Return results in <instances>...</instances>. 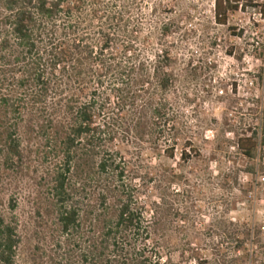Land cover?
<instances>
[{"label":"trees","instance_id":"obj_1","mask_svg":"<svg viewBox=\"0 0 264 264\" xmlns=\"http://www.w3.org/2000/svg\"><path fill=\"white\" fill-rule=\"evenodd\" d=\"M213 5L218 24L248 9L264 19L258 0ZM145 6L146 0H0V156L4 164L20 166L21 132L34 133L44 155L57 159L48 250L34 252L39 264H183L162 255L163 209L156 205L146 223L144 207L133 204L121 185L130 163L123 146L146 142L158 150L167 144L162 153L168 158L176 146L165 97L174 85L175 59L161 45L172 24L155 21L150 27ZM258 79L264 86V65ZM185 146L183 162L199 156L190 142ZM235 147L248 161L257 159L259 168L251 174L264 172V117ZM91 173L99 202L83 206L78 190ZM224 230L209 244L210 255L189 246L181 258L186 254L193 264H264L258 260L264 225L229 221ZM19 244L15 225L0 213V264H16Z\"/></svg>","mask_w":264,"mask_h":264},{"label":"rangeland","instance_id":"obj_2","mask_svg":"<svg viewBox=\"0 0 264 264\" xmlns=\"http://www.w3.org/2000/svg\"><path fill=\"white\" fill-rule=\"evenodd\" d=\"M213 4L214 0H146L150 27L155 21L172 24V34L161 45L175 59L174 85L165 97L173 114L176 146L172 158L162 153L167 144L152 150L139 142L122 150L130 162L121 184L124 193L144 207L146 223L156 205L163 209L161 252L173 263L193 264L186 254L180 256L189 246L210 255L209 244L218 240L229 221L264 225V172L251 174L252 168H259L257 159L248 161L235 147L237 138L264 117V86L258 79L264 65V19L258 10L248 9L229 13L226 23L218 24ZM156 37H150V45ZM19 136L20 166H8L0 156V213L13 222L20 237L16 264H39L34 252L36 247L48 250L57 159L44 155L47 151L34 133ZM185 142L199 152L187 162L180 158ZM95 181L91 173L84 189L78 190L83 206L99 202ZM114 185H120L116 179ZM258 260L264 262V255Z\"/></svg>","mask_w":264,"mask_h":264}]
</instances>
